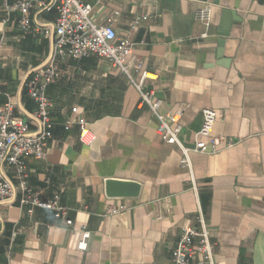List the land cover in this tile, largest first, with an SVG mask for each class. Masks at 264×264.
Returning a JSON list of instances; mask_svg holds the SVG:
<instances>
[{
    "label": "crops",
    "instance_id": "crops-1",
    "mask_svg": "<svg viewBox=\"0 0 264 264\" xmlns=\"http://www.w3.org/2000/svg\"><path fill=\"white\" fill-rule=\"evenodd\" d=\"M31 1L24 30L20 13L7 15L0 0V107L10 99L26 122H35L26 82L52 54L56 19L47 8L53 0ZM80 1L97 22L112 15L117 37L136 43L128 60L141 61L150 75L143 89L161 100L159 111L179 115L185 143L201 127L202 109L211 108L213 134L234 144L190 155L194 191L179 151L157 134V119L124 74L95 55L56 59L57 76L45 91L52 137L42 159L27 161V182L45 187L44 198L58 194L72 224L19 205L23 193L6 166L14 193L0 201V264H174L181 227H198L199 211L217 264H264V0ZM204 3L211 17L201 38L195 13ZM220 29L228 33L221 47ZM75 117L94 135L91 144L78 140L76 124L64 127ZM107 178L138 181L139 197H106ZM120 204L129 209L106 212ZM83 231L89 235L79 249Z\"/></svg>",
    "mask_w": 264,
    "mask_h": 264
},
{
    "label": "built area",
    "instance_id": "built-area-1",
    "mask_svg": "<svg viewBox=\"0 0 264 264\" xmlns=\"http://www.w3.org/2000/svg\"><path fill=\"white\" fill-rule=\"evenodd\" d=\"M6 14L12 10L20 13L19 25L27 30L30 28L31 0H3ZM54 8L56 19L53 27V50L48 61L40 68L34 70L26 82V90L34 102L32 117L35 122H26L13 113L14 105L10 99L0 107V201L13 196L14 188L6 178L4 168L11 166L18 180V186L23 195L19 205L27 206V211L41 207L53 212L56 218L64 219L66 225L72 221L65 219L67 209L60 202L58 194L51 198H44L45 187L32 188L27 182L26 163L29 159L39 160L45 156V149L52 137V121L49 116L50 101L46 96V88L57 76L54 65L56 59H80L95 55L107 59L120 73L124 74L131 86L137 91L139 97L147 105L149 111L157 119L156 132L165 142L175 146L180 153V165L187 168L190 175L191 188L196 190V182L192 174L190 155L192 153L214 154L223 148L231 147L232 140H224L213 134V127L217 113L211 108L202 109V124L194 132L190 142L181 139V126L178 123V114L163 115L160 111L161 100L153 95L152 91L143 89L146 79L150 78L141 61L130 62L128 58L136 49V43L128 37H117L113 27V16L109 15L102 22H97L92 15V6L80 0H53L47 8ZM117 11H114L116 14ZM211 4L204 3L195 13L196 20L203 26L201 38L207 37L210 27ZM138 19H135L131 28H135ZM44 33H48L44 31ZM76 112V108H72ZM32 123L34 127H32ZM76 124L79 128L78 140L89 145L94 135L87 128L84 119L75 117L64 123L67 129ZM129 209L123 204L109 206L108 214H116ZM198 227L185 224L172 250L174 264H217L215 260V243L212 241L210 228L202 213L197 216ZM12 233V238L15 236ZM88 231L82 232V240L78 243L79 249H85V238ZM10 246L6 251L9 256Z\"/></svg>",
    "mask_w": 264,
    "mask_h": 264
},
{
    "label": "water",
    "instance_id": "water-1",
    "mask_svg": "<svg viewBox=\"0 0 264 264\" xmlns=\"http://www.w3.org/2000/svg\"><path fill=\"white\" fill-rule=\"evenodd\" d=\"M219 39L217 45L223 46L225 39L228 36L227 30L220 29L217 33ZM141 191V184L138 181L107 178L104 180V193L108 198L128 199L138 198Z\"/></svg>",
    "mask_w": 264,
    "mask_h": 264
}]
</instances>
